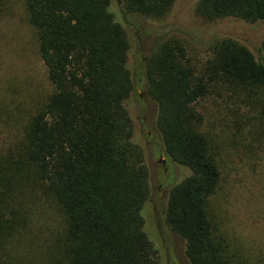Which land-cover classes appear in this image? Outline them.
<instances>
[{
    "label": "trees",
    "instance_id": "trees-1",
    "mask_svg": "<svg viewBox=\"0 0 264 264\" xmlns=\"http://www.w3.org/2000/svg\"><path fill=\"white\" fill-rule=\"evenodd\" d=\"M116 1L122 16L115 0H24L53 92L26 120L20 144L0 155V264L4 246L31 226L40 194L63 211L69 264H161L143 215L150 172L127 106L141 82L157 105L167 159L189 171L172 184L165 211L188 263L252 264L212 220L221 174L196 106L219 85L263 90L264 49L256 57L226 40L198 74L183 41L162 37L136 78L124 22L165 19L176 0ZM197 14L264 24V0H200Z\"/></svg>",
    "mask_w": 264,
    "mask_h": 264
},
{
    "label": "rangeland",
    "instance_id": "rangeland-1",
    "mask_svg": "<svg viewBox=\"0 0 264 264\" xmlns=\"http://www.w3.org/2000/svg\"><path fill=\"white\" fill-rule=\"evenodd\" d=\"M200 0H176L162 20L132 17L124 22L131 51L128 64L138 78L162 39L183 41L191 65L200 74L213 51L233 40L258 57L264 49V24L232 18L209 23L197 14ZM118 1L114 11L122 16ZM139 97L128 102L134 139L143 149L152 194L145 208L146 229L160 250L161 264H189L185 244L165 218L172 184L189 171L170 162L157 129V105L140 83ZM53 92L38 51L37 32L29 24L24 0H0V155L23 139L25 122ZM201 132L216 156L221 180L210 200L217 234L232 252L252 264H264V89L219 85L196 106ZM163 162V163H161ZM31 226L1 251L3 264H69L65 253L66 220L53 198L34 195Z\"/></svg>",
    "mask_w": 264,
    "mask_h": 264
},
{
    "label": "flooded vegetation",
    "instance_id": "flooded-vegetation-1",
    "mask_svg": "<svg viewBox=\"0 0 264 264\" xmlns=\"http://www.w3.org/2000/svg\"><path fill=\"white\" fill-rule=\"evenodd\" d=\"M161 163H163V162H161Z\"/></svg>",
    "mask_w": 264,
    "mask_h": 264
}]
</instances>
